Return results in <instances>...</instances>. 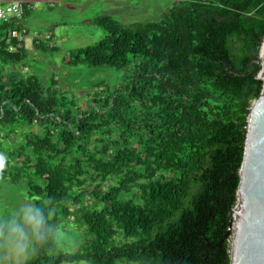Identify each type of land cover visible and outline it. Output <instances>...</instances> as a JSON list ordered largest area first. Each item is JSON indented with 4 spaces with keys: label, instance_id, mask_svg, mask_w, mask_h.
I'll use <instances>...</instances> for the list:
<instances>
[{
    "label": "trees",
    "instance_id": "16d2710c",
    "mask_svg": "<svg viewBox=\"0 0 264 264\" xmlns=\"http://www.w3.org/2000/svg\"><path fill=\"white\" fill-rule=\"evenodd\" d=\"M29 13L0 20V179L25 181L52 223L73 216L93 237L74 253L49 241L26 264H230L231 241L217 243L263 88L264 0H184L130 24L94 17L106 36L64 62L129 71L85 109L22 69Z\"/></svg>",
    "mask_w": 264,
    "mask_h": 264
},
{
    "label": "rangeland",
    "instance_id": "374dc122",
    "mask_svg": "<svg viewBox=\"0 0 264 264\" xmlns=\"http://www.w3.org/2000/svg\"><path fill=\"white\" fill-rule=\"evenodd\" d=\"M23 1L29 3L25 5L30 13L22 19L23 29L20 32V39L27 50L22 69L37 76L43 85H48L54 78L56 88L65 91L75 101V108L85 109L96 106L90 101L94 95L100 98L106 93L103 91L106 88L112 90L123 85L129 71L107 65L64 62L70 51L95 44L106 36V31L91 22V19L108 14L125 24L158 20L169 7L184 0H0V5ZM27 8H24V14ZM38 40L55 49L43 51L35 48L34 42ZM97 82L104 85L94 87ZM12 138L17 139V135L13 134ZM112 183L114 181L110 180L105 186ZM36 198L29 196L25 181L13 183L0 179V214L6 213L20 201L35 202ZM57 228L66 237L64 244H57L58 250L63 252L79 251L93 237L88 226L74 222L73 216L58 222ZM118 239L122 240V237ZM61 264L90 263L80 261ZM116 264L133 263L118 261Z\"/></svg>",
    "mask_w": 264,
    "mask_h": 264
},
{
    "label": "water",
    "instance_id": "95a60500",
    "mask_svg": "<svg viewBox=\"0 0 264 264\" xmlns=\"http://www.w3.org/2000/svg\"><path fill=\"white\" fill-rule=\"evenodd\" d=\"M262 91L252 103L239 169L237 204L217 245L231 241L230 264H264V41L260 53Z\"/></svg>",
    "mask_w": 264,
    "mask_h": 264
},
{
    "label": "clouds",
    "instance_id": "9594fccd",
    "mask_svg": "<svg viewBox=\"0 0 264 264\" xmlns=\"http://www.w3.org/2000/svg\"><path fill=\"white\" fill-rule=\"evenodd\" d=\"M6 162L7 157L0 155V168ZM49 241L64 244L66 237L52 223L47 205L20 201L0 214V264H26L36 248Z\"/></svg>",
    "mask_w": 264,
    "mask_h": 264
},
{
    "label": "built area",
    "instance_id": "2783aa9c",
    "mask_svg": "<svg viewBox=\"0 0 264 264\" xmlns=\"http://www.w3.org/2000/svg\"><path fill=\"white\" fill-rule=\"evenodd\" d=\"M25 6L22 2H11L7 5H0V20L7 21L14 17L21 18L24 14ZM17 34L15 30L9 32L10 37L16 36ZM47 38H50V36H47Z\"/></svg>",
    "mask_w": 264,
    "mask_h": 264
},
{
    "label": "crops",
    "instance_id": "0c3cea01",
    "mask_svg": "<svg viewBox=\"0 0 264 264\" xmlns=\"http://www.w3.org/2000/svg\"><path fill=\"white\" fill-rule=\"evenodd\" d=\"M23 2H25V1H23ZM25 3H28V2H25ZM29 4V3H28Z\"/></svg>",
    "mask_w": 264,
    "mask_h": 264
}]
</instances>
